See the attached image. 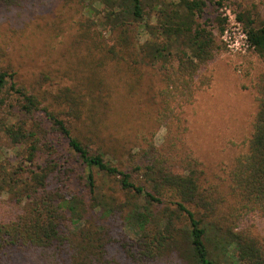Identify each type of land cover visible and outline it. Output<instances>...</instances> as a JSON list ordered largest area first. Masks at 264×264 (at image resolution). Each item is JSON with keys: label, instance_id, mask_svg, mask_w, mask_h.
I'll list each match as a JSON object with an SVG mask.
<instances>
[{"label": "trees", "instance_id": "obj_1", "mask_svg": "<svg viewBox=\"0 0 264 264\" xmlns=\"http://www.w3.org/2000/svg\"><path fill=\"white\" fill-rule=\"evenodd\" d=\"M57 1L85 16L79 27L100 58L160 74L155 122L165 135L119 168L0 70V107L4 94L16 95V111L31 122L3 128L21 162L0 164V264H264V71L245 151L221 177L206 176L186 142L183 110L210 87L208 67L222 50L221 1H148L155 24L144 22L143 0ZM210 7L213 17L203 19ZM235 20L264 60V22Z\"/></svg>", "mask_w": 264, "mask_h": 264}, {"label": "rangeland", "instance_id": "obj_2", "mask_svg": "<svg viewBox=\"0 0 264 264\" xmlns=\"http://www.w3.org/2000/svg\"><path fill=\"white\" fill-rule=\"evenodd\" d=\"M143 1L144 22L155 24V12L146 3L158 0ZM220 1L223 5L218 14L222 18L227 12L232 18L243 14L255 27L263 24L264 0ZM213 11L214 7L208 8L203 19H211ZM81 17L85 16L73 6L57 0L0 3V70L13 72L16 86L36 96L40 108L53 112L74 135L91 143V149H101L109 162L126 169L147 141L156 146L163 141L165 129L155 122L162 80L154 69L143 67L132 74L121 64L112 65L100 58L92 34H82ZM233 22L229 17L224 29L229 30ZM215 35L222 50L208 67L210 87L184 108L183 117L188 127L187 145L206 176L219 178L245 151L243 142L250 136L257 109L254 86L264 71V60L246 45L229 47L223 33L215 31ZM138 39L140 43L145 40L143 28ZM4 97L6 103L0 107V164L14 168L21 162L20 150L6 137L4 125L18 124L20 119L28 127L31 122L16 111V95ZM105 180L102 189L110 195L113 180ZM225 264L237 262L231 259Z\"/></svg>", "mask_w": 264, "mask_h": 264}, {"label": "built area", "instance_id": "obj_3", "mask_svg": "<svg viewBox=\"0 0 264 264\" xmlns=\"http://www.w3.org/2000/svg\"><path fill=\"white\" fill-rule=\"evenodd\" d=\"M224 16L227 19V22L229 20V17H230V19H232L234 21L232 23V27L229 29L230 31L224 30V32H223V39L226 41V37L228 38L229 47L233 48L234 46L239 47V46H243V45L250 47L249 43L247 41L246 34L243 31L241 24L235 20V16L232 18L228 12L226 14H224ZM231 36L235 37L234 44L231 42Z\"/></svg>", "mask_w": 264, "mask_h": 264}]
</instances>
